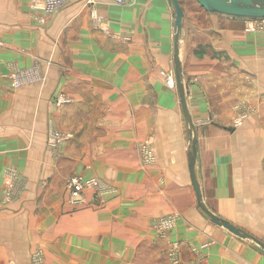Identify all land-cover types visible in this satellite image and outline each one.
<instances>
[{
  "label": "crops",
  "instance_id": "obj_1",
  "mask_svg": "<svg viewBox=\"0 0 264 264\" xmlns=\"http://www.w3.org/2000/svg\"><path fill=\"white\" fill-rule=\"evenodd\" d=\"M36 1L0 0V264H33L39 250L44 264H172L170 242L181 264H264L203 212L190 170L195 143L206 208L264 244V35L180 0L177 53L171 0H71L49 17ZM178 57L194 130L166 80L177 83ZM33 69L40 81L15 90L13 73ZM6 169L25 176L15 193ZM77 176L103 188L86 205L71 203Z\"/></svg>",
  "mask_w": 264,
  "mask_h": 264
},
{
  "label": "built area",
  "instance_id": "obj_2",
  "mask_svg": "<svg viewBox=\"0 0 264 264\" xmlns=\"http://www.w3.org/2000/svg\"><path fill=\"white\" fill-rule=\"evenodd\" d=\"M114 4L126 5L131 0H111ZM71 2V0H39L36 1L32 8L39 13H42L44 16L49 17L56 15L57 12L61 11L65 6ZM93 20L96 22L99 28H102V21L96 13L92 14ZM245 29L247 32L254 33V31H264V19H254V20H244ZM39 23L45 24L44 18L39 19ZM39 75L35 69L28 70L26 72H18L12 78V85L15 90H19L24 86H27L29 83L36 82L39 80ZM167 84L172 88L177 85L176 81L172 77H167ZM237 125H242L237 123ZM141 154L143 157L144 164L146 166H151L156 161V156L154 155L153 142L146 141L141 146ZM101 184L97 179L86 180L83 176H77L70 179L67 183V188L70 190V199L71 203L75 206L85 205L87 199L85 192L87 190H97L102 191ZM105 192V191H104ZM176 224V218L170 216L167 220L163 219L155 225L156 231H160L159 234L167 236L169 234L170 228L174 227ZM162 232V233H161ZM169 249V262L172 264H181V247L177 242H170ZM198 252L196 249L194 250ZM45 258V255L41 251H37L33 258V264H44L42 262Z\"/></svg>",
  "mask_w": 264,
  "mask_h": 264
},
{
  "label": "water",
  "instance_id": "obj_3",
  "mask_svg": "<svg viewBox=\"0 0 264 264\" xmlns=\"http://www.w3.org/2000/svg\"><path fill=\"white\" fill-rule=\"evenodd\" d=\"M199 3L207 12L212 14H216L219 16H226L234 19H242V20H254V19H264V0H195ZM171 3L174 6L175 14H176V49L177 53L179 52L178 46L182 36V30L184 28L185 22V14L182 8V4H180V0H171ZM177 71H176V80L179 95H181V103L183 109L185 110L186 117L188 119L189 124L191 125L192 130H194V125L191 122L189 110L187 109V96L185 94V82L183 79V69L182 64L179 57L176 59ZM192 157L190 160V170L192 182L196 191L197 200L199 206L203 210V212L208 215L214 224H217L224 229L231 231L237 237L243 240L251 241L261 252H264V244L254 238L248 232L229 224L222 218L217 215H213L205 206L204 200L202 199V190L201 185H199L197 180V173L195 170L196 162H197V150L196 145L192 147Z\"/></svg>",
  "mask_w": 264,
  "mask_h": 264
},
{
  "label": "rangeland",
  "instance_id": "obj_4",
  "mask_svg": "<svg viewBox=\"0 0 264 264\" xmlns=\"http://www.w3.org/2000/svg\"><path fill=\"white\" fill-rule=\"evenodd\" d=\"M245 27H246V25H245ZM250 33V32H249ZM250 34H263L264 35V31H254V33H250ZM15 74L13 73V75L10 77V81L12 80V78H13V76H14ZM12 82V81H11ZM39 82V81H38ZM33 83V82H32ZM252 114H253V112H252ZM248 116H250L249 114L247 115V114H242V116H239V117H237V118H234L233 119V123H241V124H244L243 122L248 118ZM209 121H207L205 124L206 125H209ZM211 124V123H210ZM238 126H242V125H238ZM152 142V141H151ZM143 145V144H142ZM141 145V146H142ZM141 149V148H140ZM155 155V154H154ZM3 176H4V180H5V182H6V186H7V188L9 189V191H11L12 193H15V190H16V188L17 187H23V185L25 184V176H23V175H21V174H14V172H11L10 171V169H6L5 170V172H4V174H3ZM97 192H100L99 191V189H97L96 190ZM12 199H13V197L12 196H8V195H6V197H5V201L7 202H11L12 201ZM87 204V203H86ZM85 204V205H86ZM168 218H165V219H163V221L164 220H167ZM161 221V220H160ZM159 221V222H160ZM172 229V227L170 228V230ZM170 230H168V231H170ZM158 232H160V231H158ZM162 233V232H161ZM39 251H41V250H39ZM41 252H43L44 253V251H41ZM35 253H37V252H34V254H33V257H32V262H33V258H34V256H35ZM45 254V253H44ZM42 262H44L45 263V259L42 261ZM9 264H14L13 262H10Z\"/></svg>",
  "mask_w": 264,
  "mask_h": 264
},
{
  "label": "bare ground",
  "instance_id": "obj_5",
  "mask_svg": "<svg viewBox=\"0 0 264 264\" xmlns=\"http://www.w3.org/2000/svg\"><path fill=\"white\" fill-rule=\"evenodd\" d=\"M40 81V80H39ZM38 82V81H37ZM11 85H12V82H11ZM193 124V123H192Z\"/></svg>",
  "mask_w": 264,
  "mask_h": 264
}]
</instances>
